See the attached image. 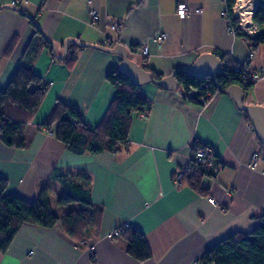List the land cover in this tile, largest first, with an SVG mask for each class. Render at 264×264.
Returning a JSON list of instances; mask_svg holds the SVG:
<instances>
[{
	"label": "crops",
	"instance_id": "crops-1",
	"mask_svg": "<svg viewBox=\"0 0 264 264\" xmlns=\"http://www.w3.org/2000/svg\"><path fill=\"white\" fill-rule=\"evenodd\" d=\"M183 2L201 12L180 18L176 9ZM90 10L99 15L95 24ZM227 11L225 0H0V88L21 63L49 83L26 127V147L11 148L0 140V178L7 179L8 193L34 200L45 186L51 198L57 195L62 184L53 178L54 170L75 180L83 174L89 181L79 183L103 210L100 226L79 241L60 224L22 225L9 249L0 253V264H196L217 242L256 226L253 216L264 212V146L229 95L218 90L199 104L185 98L183 87L172 91L144 84L140 90L151 108L144 118L133 114L129 150L76 154L50 135L44 123L61 98L79 110L87 124L97 126L116 94L106 75L119 66L121 57L75 43L69 51L78 58L71 67L46 47L31 57L24 55L35 30L30 15L59 54L68 39L107 48L122 43L133 61L164 76L207 53L242 62L249 47L229 31ZM162 33L166 39L158 44L155 37ZM15 36L14 50L5 55ZM145 46L148 55L142 53ZM263 52L264 45L254 52L251 68L264 65ZM245 99L264 106V81L245 90ZM195 141L214 151L215 175L202 180L206 195L175 182L176 173L191 160ZM256 154L259 163L254 168ZM210 197L217 204H211ZM123 224L144 234L150 259L141 262L131 256L124 235L108 236Z\"/></svg>",
	"mask_w": 264,
	"mask_h": 264
},
{
	"label": "trees",
	"instance_id": "trees-1",
	"mask_svg": "<svg viewBox=\"0 0 264 264\" xmlns=\"http://www.w3.org/2000/svg\"><path fill=\"white\" fill-rule=\"evenodd\" d=\"M225 1L231 12L236 0ZM253 21L260 29L258 35L251 38L239 29L236 34L244 38L250 51L256 52L260 46L264 45V0H259ZM29 22L35 30L26 47L25 57L35 55L42 47L52 52V46L44 39L33 20ZM17 39V36L12 39L5 55L12 53ZM109 48H112V45ZM77 58L76 53L70 50L65 58L57 61L71 67ZM220 59L224 72L216 78H211L212 93L228 89L233 84L240 85L244 90L255 85L254 83L241 84L238 74L233 70L237 62L230 56L223 55ZM141 67L151 73L156 80L164 77L163 74L146 65ZM106 80L115 88L116 94L97 126L91 127L87 124L79 110L68 105L61 98L57 99L54 109L44 123V127L73 153L120 154L127 152L131 146L130 128L133 114L150 112V100L141 92L140 87L118 68L109 71ZM177 80L183 87L184 94L190 87L199 86L202 81L182 73L177 75ZM48 90L49 83L32 68L22 63L15 68L6 87L0 88V140L4 145L16 149L26 147V127L34 118ZM246 118L248 120L247 115ZM206 146L208 144L195 141L194 152ZM213 157L214 151H212L211 159H203L201 162L192 161L191 168L183 175L181 184L187 185L199 194L206 195L207 189L203 188L202 180L215 175V167L212 165ZM52 176L65 187V191L57 198L58 206L64 207L77 202L82 207L73 208L63 214L57 213L51 203L49 187H43L36 199L27 200L8 193L7 179L0 178V253L9 249L20 227L24 224H36L45 228L60 224L64 233L78 241L85 237L90 228L100 226L103 210L93 205L89 189L79 183L80 180L88 182V177L82 174L78 180H75L58 169L53 171ZM253 220L256 221V226L251 231L236 232L217 242L206 251L201 262L203 264H264V212L253 216ZM118 230L119 235L127 238V252L131 256L141 262L152 257L150 246L142 232L131 228L130 225L124 227V224L119 226Z\"/></svg>",
	"mask_w": 264,
	"mask_h": 264
},
{
	"label": "water",
	"instance_id": "water-1",
	"mask_svg": "<svg viewBox=\"0 0 264 264\" xmlns=\"http://www.w3.org/2000/svg\"><path fill=\"white\" fill-rule=\"evenodd\" d=\"M29 19H32L38 30H40L44 39L52 46V51L57 59L65 58L69 51L70 44L75 43L81 47H94L104 49L108 52L116 53L121 57V62L117 67L118 70L127 76L135 85L141 87L144 84L151 83L159 88L166 90L176 91L181 87V84L177 80V75L182 73L187 76H192L197 79H206L215 75H220L224 72V66L221 59L215 53H207L199 56L193 64H189L175 69L170 75L164 76L160 80L153 78L151 73L145 70L137 62L133 61L129 57L127 48L118 43L113 48H107L101 45L86 44L78 41L77 39H68L64 43L63 52L57 53V45L52 41L46 33L42 30L36 20L27 15ZM244 88L240 85L233 84L228 89H224L222 92L229 95L236 103L239 110L243 111L249 120V124L255 131L256 137L264 146V106L245 104L244 103Z\"/></svg>",
	"mask_w": 264,
	"mask_h": 264
},
{
	"label": "built area",
	"instance_id": "built-area-1",
	"mask_svg": "<svg viewBox=\"0 0 264 264\" xmlns=\"http://www.w3.org/2000/svg\"><path fill=\"white\" fill-rule=\"evenodd\" d=\"M259 6V0H236L231 12L227 11L228 17V25L229 31L233 34H236L237 29H239L243 34L248 37H255L260 33L259 27L253 21V15L255 10ZM201 9L191 10L188 3L183 2L179 3L176 9V13L180 18H185L192 13H200ZM89 18L91 23L95 24L99 20V15L96 11L90 10ZM111 28L116 29V25H111ZM166 39V34L162 33L155 37V41L158 44L163 43ZM142 53L144 55H148L149 49L147 46L142 48ZM254 53L249 50L248 59L242 62H238L235 68L233 69L239 76L241 84H249V83H258L264 81V65L259 67L258 69L251 68L250 59H252ZM218 75L213 77H209L206 79H202L201 83L197 87H190L185 93V98L189 100L196 101L199 104H206L209 98L214 94L211 92L210 88L212 86V79L216 78ZM221 86V85H220ZM145 113H141L140 117L144 118ZM52 135V132H49ZM213 148L208 145L202 149H199L193 153L191 156V160L187 165L183 167L180 171L176 173L175 182L180 185L183 175L190 170L191 162H201L203 159H211ZM258 155L256 154L254 160L252 162V167L256 168L258 166ZM208 201L215 205L217 204L216 200L212 197L208 199ZM124 227H128V224H125ZM109 237L119 236V230L117 229L114 233L108 235ZM85 243V240H83ZM90 249L93 252L94 245H90ZM196 264H203L202 262H198Z\"/></svg>",
	"mask_w": 264,
	"mask_h": 264
},
{
	"label": "rangeland",
	"instance_id": "rangeland-1",
	"mask_svg": "<svg viewBox=\"0 0 264 264\" xmlns=\"http://www.w3.org/2000/svg\"><path fill=\"white\" fill-rule=\"evenodd\" d=\"M264 53V52H263ZM245 104H248V101L247 99H245L244 101ZM249 105V104H248ZM49 132V131H48ZM65 191V189L63 188V186L61 185L59 189L56 190V194L57 195H54L52 198H51V203L53 204V208L56 212H61V211H68V210H71L73 208H76V209H79L82 207V205L80 203H77V202H73L67 206H64V207H60L58 206L57 204V198L58 196H60L63 192Z\"/></svg>",
	"mask_w": 264,
	"mask_h": 264
}]
</instances>
